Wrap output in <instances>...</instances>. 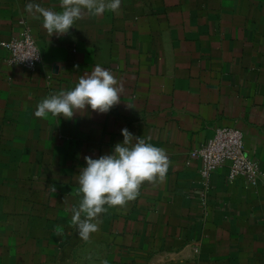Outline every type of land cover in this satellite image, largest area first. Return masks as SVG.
I'll use <instances>...</instances> for the list:
<instances>
[{
  "label": "crops",
  "instance_id": "1",
  "mask_svg": "<svg viewBox=\"0 0 264 264\" xmlns=\"http://www.w3.org/2000/svg\"><path fill=\"white\" fill-rule=\"evenodd\" d=\"M28 2L0 0V43L28 31L41 52L29 72L0 47V264H264V0H122L59 36L35 6L62 0ZM95 65L122 89L108 113L34 115ZM125 128L165 151L166 176L109 207L84 241L79 169ZM218 128L243 134L255 182L229 181L227 167L201 178L190 155Z\"/></svg>",
  "mask_w": 264,
  "mask_h": 264
},
{
  "label": "clouds",
  "instance_id": "2",
  "mask_svg": "<svg viewBox=\"0 0 264 264\" xmlns=\"http://www.w3.org/2000/svg\"><path fill=\"white\" fill-rule=\"evenodd\" d=\"M122 0H62L61 11L35 6L43 18V27L52 35H64L74 27L83 11L92 16L119 10ZM29 0L25 9L31 12ZM122 89L110 70L95 65L88 75H81L76 85L68 90L50 94L36 107L37 118L52 116L72 119L78 111L91 109L108 113L120 103ZM122 142L114 145L109 154L98 158L84 157L85 166L79 169L76 195L78 204L72 209V221L84 241L99 229V217L109 207L124 206L135 200L145 182L163 180L169 159L165 151L141 137L122 129ZM55 191V189H53Z\"/></svg>",
  "mask_w": 264,
  "mask_h": 264
},
{
  "label": "built area",
  "instance_id": "3",
  "mask_svg": "<svg viewBox=\"0 0 264 264\" xmlns=\"http://www.w3.org/2000/svg\"><path fill=\"white\" fill-rule=\"evenodd\" d=\"M0 47L9 53L8 64L34 72L41 63V52L28 31L1 42ZM193 159L200 161V176L208 179L216 170L227 167V179H245L250 183L259 175L258 164L245 152L243 134L234 128H218L213 137L202 147L194 150Z\"/></svg>",
  "mask_w": 264,
  "mask_h": 264
}]
</instances>
